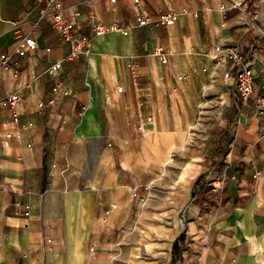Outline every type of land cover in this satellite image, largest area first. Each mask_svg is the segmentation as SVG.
Instances as JSON below:
<instances>
[{
	"label": "crops",
	"instance_id": "crops-1",
	"mask_svg": "<svg viewBox=\"0 0 264 264\" xmlns=\"http://www.w3.org/2000/svg\"><path fill=\"white\" fill-rule=\"evenodd\" d=\"M60 1L91 35L88 56L67 58L69 45L39 18L44 0H0V98L24 102L18 122L0 108V264H264V116L252 103L239 110L229 86L215 180L166 191L156 198L164 213L144 211L222 78L215 46L253 45L264 57V0ZM165 11L172 25L156 22ZM98 22L129 32L94 35ZM23 36L37 48L16 53ZM58 58L72 94L49 105ZM254 86L264 93V64Z\"/></svg>",
	"mask_w": 264,
	"mask_h": 264
},
{
	"label": "built area",
	"instance_id": "built-area-1",
	"mask_svg": "<svg viewBox=\"0 0 264 264\" xmlns=\"http://www.w3.org/2000/svg\"><path fill=\"white\" fill-rule=\"evenodd\" d=\"M40 1L42 0H36V2ZM44 1L45 4L39 9V18L47 19L62 42L69 45L70 52L67 58L74 59L80 55L88 56L91 35L85 34L80 30L77 22L64 11L60 0ZM136 2L139 1L136 0ZM176 18V13L165 11L157 15L156 22L163 25H172ZM149 21L150 19L147 16L138 18V23L142 26L146 25ZM108 32L128 34L129 30L117 23L104 24L102 22H98L93 29L94 35ZM37 46V42L33 37L23 36L19 40L15 52L20 53L22 49L35 50ZM46 50L49 51L50 49L47 48ZM210 57L217 65L223 66L222 79L227 86L231 87L239 110H243L252 103L256 111L264 116V93L256 90L254 86L255 66L257 64L263 65L264 57L255 52L253 45L246 52H243L237 47L224 44V42H219L215 46L214 53L210 54ZM2 59L4 68H7L12 62L11 56L8 54H3ZM162 61L166 62L164 56L162 57ZM62 62L63 58L54 60L49 69V72L56 78L47 101L49 105H58L62 97L72 94L70 85L59 78ZM23 104V98L18 92H13L6 97L0 98V108L10 110L14 122H18L20 119L24 111ZM259 174L256 173L255 176ZM222 179L225 181L226 177ZM149 188L150 186H148ZM196 188H199V186L197 185ZM195 194L196 190L193 191L192 196H195ZM146 199L147 197H141L139 202L144 204ZM13 205L22 209L23 215L29 216L31 206L28 202H21L18 197H15Z\"/></svg>",
	"mask_w": 264,
	"mask_h": 264
},
{
	"label": "rangeland",
	"instance_id": "rangeland-1",
	"mask_svg": "<svg viewBox=\"0 0 264 264\" xmlns=\"http://www.w3.org/2000/svg\"><path fill=\"white\" fill-rule=\"evenodd\" d=\"M222 95L226 97L224 103H221ZM230 104H232V98L228 95L227 85L222 78L219 82L215 81L207 86L205 102L198 120L185 132L186 143L183 148L176 150L172 161L168 163V174L164 172L153 186L150 199L144 206L145 212L159 210L164 213L167 210L166 206L162 204L159 206L161 202H158L156 198H165L166 191H175L177 188L188 186L189 183H194L193 186L196 187L201 182L215 180L214 173L210 170L211 166L217 163V160L213 158L219 146V138L227 132V126L233 119L234 108ZM181 174H184L185 179L182 180ZM160 201H163V204L166 203V200ZM150 203L153 204L152 210Z\"/></svg>",
	"mask_w": 264,
	"mask_h": 264
},
{
	"label": "bare ground",
	"instance_id": "bare-ground-1",
	"mask_svg": "<svg viewBox=\"0 0 264 264\" xmlns=\"http://www.w3.org/2000/svg\"><path fill=\"white\" fill-rule=\"evenodd\" d=\"M180 177L182 178V180H183V179H185V176H184V174H181V176H180Z\"/></svg>",
	"mask_w": 264,
	"mask_h": 264
}]
</instances>
